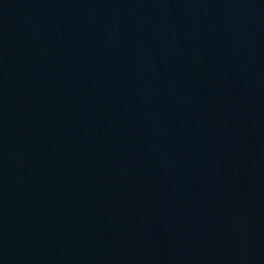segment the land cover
I'll list each match as a JSON object with an SVG mask.
<instances>
[{
  "label": "water",
  "instance_id": "water-1",
  "mask_svg": "<svg viewBox=\"0 0 264 264\" xmlns=\"http://www.w3.org/2000/svg\"><path fill=\"white\" fill-rule=\"evenodd\" d=\"M0 264H264V0H0Z\"/></svg>",
  "mask_w": 264,
  "mask_h": 264
}]
</instances>
